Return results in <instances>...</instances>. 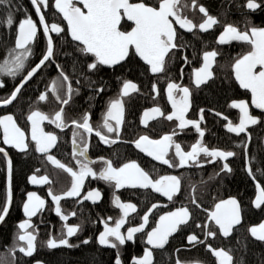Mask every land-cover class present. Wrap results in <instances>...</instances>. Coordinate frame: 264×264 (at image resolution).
<instances>
[{"label":"snow or ice","instance_id":"6c2138e0","mask_svg":"<svg viewBox=\"0 0 264 264\" xmlns=\"http://www.w3.org/2000/svg\"><path fill=\"white\" fill-rule=\"evenodd\" d=\"M30 2L39 18V25L43 29L46 45L34 66L30 62V57L33 55V45L38 37L37 24L25 10V18L19 20L13 31L14 5L12 0H0V7L4 9L3 17H6L0 18V24H6L9 29L7 40H4L7 55L0 63V77H11L13 80L19 77V82L14 84L10 94L0 99V108L7 109L10 105L15 106L14 102H18L19 98L24 95L33 78L43 73L50 64H55L58 75L46 85L44 91L39 92L35 97L36 106L30 104L29 111L24 116L23 127L18 123L14 114L0 115V143L24 154L31 151L39 153L47 162L71 178L70 187L62 193H55L51 187L48 188V196L51 197V202L55 205V214L65 222L69 215H76L75 212L65 214L60 202L63 199L80 197L86 179L91 177L94 180L103 181L109 186L112 190L111 204L115 209H119L118 216H108L100 220L103 230L95 237L100 246L116 250L113 264H124L121 257L122 246H125L126 242L134 243L137 234L140 235L145 247L142 249V254L131 257V264H155L154 250H164L170 237L181 231L182 226H189L190 222L195 228L201 229L204 240H200L196 234H189L187 235L188 244L206 245V251L215 258V264H245L243 257L239 261L234 258V249L214 247L207 240L209 237L215 239L218 236L227 239L232 236L234 231L238 230L239 226V229L246 231L255 241L264 244V220L245 227L243 209L236 197L229 196L227 199L212 197L213 204L206 207L195 195L197 190L195 185H191V193L187 196L189 203L177 207L175 201L179 199L183 190L182 177L170 174L154 176L136 160H128L119 166H116L113 160L105 157L92 160L88 155L90 138L94 134L102 143L114 144L117 142L121 136L123 125L126 123L125 98H130L132 93L139 92V86L129 79L117 77L120 86L117 95L106 103V110L102 113V124L94 127L90 122L91 113L88 111H85L80 119H72L69 124L66 117V106L72 101L73 95H79V89L73 88L70 75L54 59L57 39L67 40V37L70 36L71 39L67 42L71 44L75 52L83 57V60H73V74L79 69L84 83L92 89L93 95L89 96L91 101L105 91L106 86L102 81L97 86L98 82L92 79V75L100 72L102 68L114 69L130 56H134L147 66L146 72L163 73L168 62L166 58H175L174 50L183 47L181 43L183 33L179 30L183 29L193 33V30L198 28L200 33H206L214 25L220 24L218 18L211 15L203 4H198V0H190V5L182 0H55L54 5H50L49 0H30ZM189 6L193 10L198 8V12L202 14L200 23H195L183 11ZM50 7H54V15L58 13L62 17L61 22L50 24L47 22L42 9L47 10ZM242 7L253 12L257 9L264 10V0H260V2L247 0ZM63 22H66V28L62 26ZM244 24L243 30L233 23L221 25L222 31L216 37L215 43L218 46H223L235 41L247 48L246 52L232 59L231 73L239 88L245 90V93L251 94V106L264 113V26L253 24L247 17L244 19ZM52 34H55V37ZM65 55L70 56L72 53H65ZM219 55L221 52L216 49L202 52V63L199 67L192 69L190 77L191 83L197 89L214 77L212 69ZM183 59L185 63H188L187 57H183ZM180 74L182 79L183 69ZM76 83L80 84L81 81L77 79ZM5 86L4 80L0 79V88ZM164 91L167 101L171 105V111L165 115L160 106L146 108L140 116V125L149 129L150 121L162 117L175 123L181 132L191 126L199 134V138L190 145V150H185L180 142L174 140V136L178 135L175 128L171 133H165L158 138L144 132L137 138L128 141L139 153L172 169L190 166L202 167L198 159L201 154L209 158L208 163L216 162L217 158L227 160L236 155L231 150L205 146L203 143L204 131L201 128L205 112L203 108L199 110V120L186 118L192 106L190 87L169 79ZM151 92L156 94L153 96V100L161 94L156 83L151 84ZM49 99H52L57 107L52 112L46 113L38 105L47 103ZM250 104L246 99H232L228 105L231 109L239 110L238 123H233L220 112H216L215 115L228 121L224 126L229 133H235L237 136L245 133L248 140H251V133L248 132L249 126L264 123V120L250 112ZM46 123L54 125V129L46 131ZM70 126L74 167L66 165L51 154V150L57 147L59 141L55 129L63 132ZM109 134H113L115 139H110ZM243 151L245 171L254 184L255 197L250 201L251 206L264 212V183L257 180V173L264 176V172H261L259 167V164L264 160L256 156L249 158L247 143L244 144ZM0 154H2L6 170L5 198L0 206V223H3L9 215L13 203V161L3 146H0ZM254 160L256 161L255 171L253 170ZM97 164L100 165L99 170L93 167ZM40 171V168H36L34 173L27 177V182L33 185L52 184L53 181L48 175H38ZM220 171L231 173L233 169L228 163H224ZM121 189L142 191L144 195L142 203L146 209L143 211V215L139 214L135 203L121 200L120 195L117 194ZM154 194L166 198L169 203L158 202V198ZM102 198L103 194L99 189H90L86 195H83V200L91 201L93 204H97ZM45 206L46 200L36 191L26 192V199L22 202L25 219L16 225L15 242L9 249L8 255L0 256V264H20L14 255L17 250L24 257L33 256L37 247V234L30 231L35 227L32 218L41 213ZM197 212L205 214L204 221L196 222ZM133 213L140 221L136 225L132 224V219L136 218L131 216ZM81 225L65 223L62 226L61 237L57 239L50 236L44 242L46 247L49 249L61 246L79 247V245L71 244L69 238L77 235L81 230ZM126 225H128L126 231H122ZM148 228L150 230H147ZM81 243L87 245L90 240L84 239ZM240 243L241 241L238 239L237 244ZM243 247L247 250L246 244ZM179 251L180 249H176L177 253ZM9 256L12 259H9ZM37 264L40 262L37 261ZM175 264H187V262L181 261L177 257ZM261 264H264V261H261Z\"/></svg>","mask_w":264,"mask_h":264},{"label":"flooded vegetation","instance_id":"af4514ba","mask_svg":"<svg viewBox=\"0 0 264 264\" xmlns=\"http://www.w3.org/2000/svg\"><path fill=\"white\" fill-rule=\"evenodd\" d=\"M54 0H49L50 5H53ZM190 5V0H182ZM247 0H198V4H203L209 11V13L218 18L220 24L214 25L206 33H200L198 28L193 30V33L186 32L183 29L179 31L183 33V39L181 43L183 47L176 52L175 58H166L168 60L165 71L163 73L152 74L150 71H145L146 65L139 60L138 57L130 56L121 65L115 66L114 69L102 68L100 72L92 75V79L98 82H103L106 86L105 91L100 95L96 96L95 99L89 100V96L93 95L92 89L89 88L85 83L83 76L79 69L73 74L72 67H66L64 64L63 56L60 53L62 48L61 45L68 44L75 54L74 59L83 60V57L74 51L70 41V37L67 40L63 38L57 39L56 41V63L61 64L66 73L70 75L72 80L73 88L79 89V95H73L72 101L66 106V117L70 124L72 119H80L85 111L91 113V124L96 127L102 124V113L106 110V103L109 99L115 97L120 86V82L117 77L122 79H129L139 86V92L132 93L130 98L126 100V112L125 119L126 123L123 125L120 138L114 144H106L99 141L98 137L93 136L90 138V148L88 155L92 160H97L99 157H105L114 161L116 166L126 162L128 160L138 161L145 170L151 172L154 176L157 174H170L176 175L183 178V190L179 196V199L175 201V206L181 204H188L187 196L191 193V185L196 186L195 195L200 202L210 207L213 204L212 197L225 198L229 196L236 197L243 209V224L245 227L251 226L252 224L259 223L264 220V212L255 209L251 206V199L255 197L254 184L251 177H249L245 171V155L243 146L247 143L248 156L252 158L256 156L261 160H264V123L258 125L249 126L248 132L251 133V140H248L245 133H241L237 136L235 133H229L225 128V124L228 122L222 117L215 115L216 112H220L223 116H227L233 123H238L239 110L231 109L228 107L232 99H246L250 104L251 94L245 93V90L240 89L239 85L235 82L234 76L231 73L230 65L232 59L239 54L246 52L247 48L242 47L240 42L233 41L231 44L218 46L215 43L216 37L219 32L222 31L221 25L225 23H233L238 26L241 30L244 29V19L247 17L253 24L258 26H264V10L257 9L251 11L242 7L246 4ZM260 2V0H257ZM80 6V5H78ZM27 14L31 15L33 21L38 27V37L33 45V55L30 57L32 66L41 57L43 50L45 49V40L43 38V29L39 25V18L36 16L35 9L28 2L26 7ZM30 11V14L28 13ZM42 11L46 15V20L50 24L52 22H61L62 17L58 13L55 15L54 7ZM185 14L193 19L195 23L202 21V14L198 12V8L193 10L190 6L183 10ZM261 15V16H259ZM257 17V18H256ZM25 18V16L20 19ZM19 19V20H20ZM18 20V22H19ZM18 22L16 26L18 25ZM63 27L66 28V23L63 22ZM179 28L178 25H176ZM195 33V34H194ZM55 37V34H52ZM14 44V41L12 42ZM207 46V47H206ZM216 49L221 52V55L217 56L216 62L213 65L214 77L210 79L207 84L201 85L199 89L191 83V72L194 67H199L202 63V52L204 50ZM7 55V49L2 52L0 56V63ZM183 57L188 58V63L184 62ZM223 66V67H221ZM124 69H139V73L134 76L126 75L122 72ZM181 69H183V78L181 79ZM58 72L55 64H50L44 69L43 73L37 75L27 86V89L23 96H21L18 102H14L15 106H8L7 109L0 108V115L2 114H14L18 123L21 127L25 124L24 116L29 111L30 104L35 105V97L39 92L44 91L46 85L50 81L57 77ZM91 75V74H90ZM4 80L6 86L0 88V99L5 98L10 94L14 84L19 82V77L13 80L11 77H0ZM81 81L80 84L76 83V80ZM171 81L181 84L183 86L190 87L192 91V106L186 116L187 119L199 120V110L203 108L204 120L201 121V128L204 131L203 143L209 148H217L220 150H231L236 153L235 156L228 158L227 160H220L217 158L216 162L208 163L206 158L201 154L198 157L202 167L190 166L186 168H168L167 165H162L157 161H152L150 157L144 156L135 149L134 145L128 143L138 137V135L148 132L152 137L158 138L160 135L165 133H171L175 128L178 135L174 136V140L180 142L185 150H190V145L194 143L198 138L199 134L194 128L189 126L183 132L176 127V124L169 122L162 117H158L155 121H150V128L145 129L140 125L139 119L142 112L146 108L160 106L165 115L171 111V105L167 101L166 89L167 82ZM218 85L223 83H232L234 86V93L225 99L221 107H208L198 102L199 95L202 94L204 89L212 83ZM156 83L160 90V95L153 100L155 93L151 92V84ZM39 108L43 111L52 112L56 108V104L52 99H49L47 103H40ZM250 112L264 120V113H261L259 109H255L250 104ZM54 129V125H47L46 131ZM59 136L57 147L51 150V154L54 155L61 162L69 166H75V161L72 159V132L71 126L65 128L63 132L59 129H55ZM30 137V132H29ZM110 139H115L113 134H109ZM9 152V155L13 161V203L10 208L9 215L6 217L5 222L0 223V256L8 255L9 249L12 248L17 233L16 225L18 222L25 219L22 211V202L26 199L27 191H36L38 195L46 200L45 209L38 213L37 216L32 218V223L35 226L34 231L37 234L36 251L32 257H24L18 250L15 252V258L20 261V264H113L115 257V249H109L104 246H100L95 237L103 230V225L100 223L102 218L108 216L116 217L119 215V209H115L111 204L112 190L103 181L94 180L91 177L85 181V187L80 197L63 199L60 202L62 211L65 214L75 212V216L69 215L68 220L61 221L60 218L55 214V205L51 202V197L48 196V188L51 187L55 193H62L68 187H70L71 178L59 169H56L53 165L46 161L41 154L35 153L34 151L28 154L21 153L15 149H10L8 146L2 145ZM224 163H228L233 169L231 173L221 172L220 169ZM24 165V167H21ZM22 168L19 171V168ZM94 169L99 170L100 165H93ZM261 172H264V162L259 164ZM36 168H40L41 171L38 175H48L50 180L53 181L50 185H33L27 182V177L34 173ZM256 169V161H253V170ZM219 173V175H216ZM236 177L244 179L245 184L248 186V190H230L227 185L233 181ZM257 180L264 183V176L257 173ZM90 189H99L103 194V198L97 204H93L91 201L83 200V195H86ZM6 190V170L5 163L0 154V206H2L5 198ZM121 200L124 202H132L137 205L138 212L143 215L145 209L144 195L141 190H128L121 189L119 193ZM158 198L160 203H169L166 198L159 197V194H154ZM156 202V201H154ZM171 206V205H170ZM190 206V205H189ZM132 224H138L139 218L135 213L131 214ZM196 222L200 223L204 221L205 214L197 212ZM81 222L82 225H81ZM67 223L69 225H81V230L76 236L70 237L69 241L73 245H79V247H59L56 249H49L45 243L47 239L52 236L60 238L62 234V226ZM128 225L125 226L122 231H126ZM147 230H150L148 228ZM196 234L200 240H204V235L199 228L190 222L189 226H182V230L173 234L170 237L169 243L165 246L164 250H154V261L155 264H175V260L178 257L181 261L187 262V264H215V258L206 251V245L195 244L190 245L187 241V235ZM245 237H247L245 239ZM89 239L90 243L84 245L81 243L82 240ZM241 243L237 244V240ZM208 243L214 247H224L225 249H234V258L239 261L243 257L246 264L248 260V254L252 250L257 251V264H261L264 261V244L255 241L250 237L243 229L234 231L232 236L225 239L222 236H218L213 239L209 237ZM247 245V250L244 249L243 245ZM145 245L142 243V239L139 234L135 238V242H126L125 246H122L121 257L124 264H131V257L133 255L142 254V249ZM176 249H180L179 253ZM9 259H12L9 256Z\"/></svg>","mask_w":264,"mask_h":264},{"label":"trees","instance_id":"16d2710c","mask_svg":"<svg viewBox=\"0 0 264 264\" xmlns=\"http://www.w3.org/2000/svg\"><path fill=\"white\" fill-rule=\"evenodd\" d=\"M51 1V0H50ZM12 3L14 5L13 7V12H14V26H13V31L14 28L16 27V24L18 20L25 16V7L26 4H28L27 0H12ZM30 12V11H28ZM4 9L3 7H0V18H6L3 17ZM261 16V15H259ZM257 18V17H256ZM9 29L7 28L6 24H0V56L3 51H5V45H4V40H7V33ZM13 42V41H12ZM62 48L60 50V53L63 56V61L66 67H72L73 60L75 58V54L73 50L71 49L70 45L65 44L61 45ZM65 53H72L70 56H66ZM122 72H125L126 75L129 76H134L136 73H139V69H124ZM234 93V86L232 83H223V84H216L215 82L210 84L208 87L204 89L201 95L198 97V102L202 103L208 107H221L223 102L225 101L226 98H228L230 95ZM21 167H24L22 165ZM19 168V171H21L22 168ZM227 187L230 190H242L246 191L248 190V186L245 184L244 179L240 177H236L233 181L227 185ZM248 260H246V264H257V251L254 249L248 254ZM57 264V263H55ZM62 264V262L60 263Z\"/></svg>","mask_w":264,"mask_h":264},{"label":"bare ground","instance_id":"6f19581e","mask_svg":"<svg viewBox=\"0 0 264 264\" xmlns=\"http://www.w3.org/2000/svg\"><path fill=\"white\" fill-rule=\"evenodd\" d=\"M30 4H31V2H30V0H27ZM29 14H30V12H28Z\"/></svg>","mask_w":264,"mask_h":264},{"label":"water","instance_id":"95a60500","mask_svg":"<svg viewBox=\"0 0 264 264\" xmlns=\"http://www.w3.org/2000/svg\"><path fill=\"white\" fill-rule=\"evenodd\" d=\"M54 2H55V0H54ZM54 2H53V5H54ZM66 23V22H65ZM70 37V36H69Z\"/></svg>","mask_w":264,"mask_h":264}]
</instances>
